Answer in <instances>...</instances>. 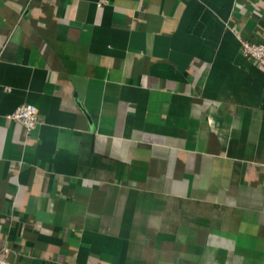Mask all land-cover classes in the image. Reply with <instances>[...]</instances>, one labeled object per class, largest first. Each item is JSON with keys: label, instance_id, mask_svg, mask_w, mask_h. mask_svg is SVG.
<instances>
[{"label": "crops", "instance_id": "crops-1", "mask_svg": "<svg viewBox=\"0 0 264 264\" xmlns=\"http://www.w3.org/2000/svg\"><path fill=\"white\" fill-rule=\"evenodd\" d=\"M97 1L0 0V249L264 264V0Z\"/></svg>", "mask_w": 264, "mask_h": 264}, {"label": "built area", "instance_id": "built-area-1", "mask_svg": "<svg viewBox=\"0 0 264 264\" xmlns=\"http://www.w3.org/2000/svg\"><path fill=\"white\" fill-rule=\"evenodd\" d=\"M106 2L107 0H98L97 5L100 6ZM239 44V48L246 58L257 63L264 62V43L239 39ZM7 119L11 122L20 124L27 134H30L40 123L36 108L29 103L18 105V107L7 115ZM8 253L9 249L6 247L0 249V264H13L7 258Z\"/></svg>", "mask_w": 264, "mask_h": 264}]
</instances>
